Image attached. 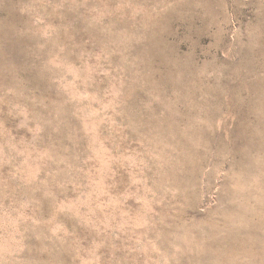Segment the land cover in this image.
Here are the masks:
<instances>
[{
    "label": "rangeland",
    "instance_id": "374dc122",
    "mask_svg": "<svg viewBox=\"0 0 264 264\" xmlns=\"http://www.w3.org/2000/svg\"><path fill=\"white\" fill-rule=\"evenodd\" d=\"M0 264H264V0H0Z\"/></svg>",
    "mask_w": 264,
    "mask_h": 264
}]
</instances>
